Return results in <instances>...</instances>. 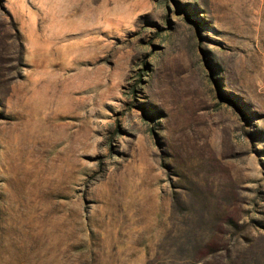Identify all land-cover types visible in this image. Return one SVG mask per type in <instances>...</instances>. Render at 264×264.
Returning a JSON list of instances; mask_svg holds the SVG:
<instances>
[{
  "label": "rangeland",
  "instance_id": "374dc122",
  "mask_svg": "<svg viewBox=\"0 0 264 264\" xmlns=\"http://www.w3.org/2000/svg\"><path fill=\"white\" fill-rule=\"evenodd\" d=\"M0 264H264V0H0Z\"/></svg>",
  "mask_w": 264,
  "mask_h": 264
}]
</instances>
